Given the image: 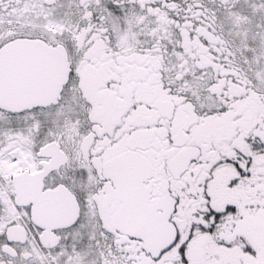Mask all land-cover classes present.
Returning a JSON list of instances; mask_svg holds the SVG:
<instances>
[{"label": "snow or ice", "instance_id": "snow-or-ice-1", "mask_svg": "<svg viewBox=\"0 0 264 264\" xmlns=\"http://www.w3.org/2000/svg\"><path fill=\"white\" fill-rule=\"evenodd\" d=\"M0 264H264V0H0Z\"/></svg>", "mask_w": 264, "mask_h": 264}]
</instances>
